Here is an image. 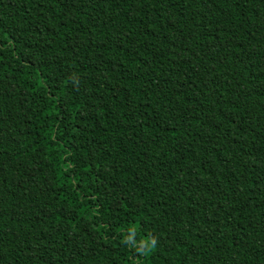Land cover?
I'll return each instance as SVG.
<instances>
[{
	"label": "trees",
	"instance_id": "obj_1",
	"mask_svg": "<svg viewBox=\"0 0 264 264\" xmlns=\"http://www.w3.org/2000/svg\"><path fill=\"white\" fill-rule=\"evenodd\" d=\"M0 264H264V0H0Z\"/></svg>",
	"mask_w": 264,
	"mask_h": 264
}]
</instances>
